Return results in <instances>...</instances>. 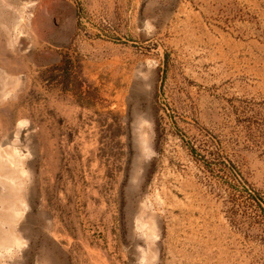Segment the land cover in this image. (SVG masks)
I'll list each match as a JSON object with an SVG mask.
<instances>
[{"label": "rangeland", "instance_id": "1", "mask_svg": "<svg viewBox=\"0 0 264 264\" xmlns=\"http://www.w3.org/2000/svg\"><path fill=\"white\" fill-rule=\"evenodd\" d=\"M0 264H264V0H0Z\"/></svg>", "mask_w": 264, "mask_h": 264}]
</instances>
